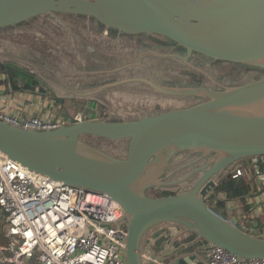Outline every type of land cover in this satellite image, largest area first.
<instances>
[{
    "label": "water",
    "instance_id": "obj_1",
    "mask_svg": "<svg viewBox=\"0 0 264 264\" xmlns=\"http://www.w3.org/2000/svg\"><path fill=\"white\" fill-rule=\"evenodd\" d=\"M56 13L90 16L129 34L169 38L185 49L186 55L174 56L186 64H190L188 56L197 52L264 72V0H0V29ZM7 68L33 77L48 94H54L28 68L0 61V85L4 86L0 98L22 90L13 88L17 75H10ZM137 79L169 96L201 101L129 120L109 116L80 120L70 117L62 106L69 122L48 129L23 127L0 117V151L33 172L114 199L123 210V220L116 224L126 228L128 264H145L143 239L163 224L178 225L241 259L264 258V235L243 231L234 217L207 203L211 197L221 199L217 187L232 165L264 155V73L238 85L220 84V88L165 86ZM95 139L126 141L125 156L96 147ZM182 153L208 160L182 178L164 180L163 169ZM196 174L200 176L193 185L176 190L179 182ZM175 175L172 170L166 177ZM151 188L169 194L150 196ZM263 192L264 185L238 198H255ZM161 255L171 258L172 264H203L194 261L186 245Z\"/></svg>",
    "mask_w": 264,
    "mask_h": 264
},
{
    "label": "rangeland",
    "instance_id": "obj_2",
    "mask_svg": "<svg viewBox=\"0 0 264 264\" xmlns=\"http://www.w3.org/2000/svg\"><path fill=\"white\" fill-rule=\"evenodd\" d=\"M59 21H69L67 31L62 29L63 26ZM93 23L95 24L96 20L80 14L39 15L20 25L4 28L7 32L4 34L8 37L0 40V46L12 48L14 57L37 65L41 73L58 89V93H66L65 89L70 88L85 94L84 96L87 97L77 99L78 104L72 109V116L80 120L102 116H109L113 120H129L143 116V114L162 109L185 107L201 101V98L194 97H167L169 95L166 93L156 91L141 81L130 79L141 77L142 74L146 75L147 70L140 67L148 62L153 72L151 79L165 86L186 87L199 82H203L204 86L217 87L220 84L233 86L254 79L249 77L243 69L234 68L231 64L224 63L220 66L211 63L200 64L190 59V64L178 65L175 59H164L165 53L162 56L148 54L141 38L127 36L116 38L103 28L100 30L101 34L95 33ZM96 28L100 29L97 26ZM93 106L97 116L96 113H93L94 116L90 114V111H94ZM48 119L53 118L48 117ZM56 120L60 125L69 122V120L62 122L60 118ZM95 142L96 147L117 157H124L126 154L127 142L124 140L95 139ZM181 157H184V160L180 159ZM198 157L195 153L190 155L182 153L174 156L170 165L163 169L161 177L164 180L184 177L192 172V169L202 167L208 160L198 159ZM239 162L243 166L248 164L246 158ZM172 170L176 172V175L166 177ZM251 174V181H253L254 174ZM199 176L200 174H196L195 177L191 176L189 181L179 182L175 187L176 190L189 188ZM160 191L158 188H151L147 190V194L162 196ZM256 191H258V182ZM221 194L224 195L220 192ZM224 197L227 196L224 195ZM236 199L240 198L236 197ZM241 199L238 203L247 207L244 211H247L249 216L248 204L250 203L246 202L256 201L254 204L256 205L258 198L256 200L255 198ZM224 214L227 217L235 216L237 220L239 219L235 213ZM0 217L4 218L1 213ZM4 221L5 219L3 223Z\"/></svg>",
    "mask_w": 264,
    "mask_h": 264
},
{
    "label": "built area",
    "instance_id": "obj_3",
    "mask_svg": "<svg viewBox=\"0 0 264 264\" xmlns=\"http://www.w3.org/2000/svg\"><path fill=\"white\" fill-rule=\"evenodd\" d=\"M0 117L36 129L60 125L38 117ZM246 159L247 165L238 161L229 174L238 178L253 173L259 189L264 185V155ZM0 213L8 238L6 246H0L1 264H128L126 228L116 224L123 220V210L114 199L33 172L1 151ZM239 225L245 232L264 234V223ZM206 256L207 264H264V258L241 259L212 243Z\"/></svg>",
    "mask_w": 264,
    "mask_h": 264
},
{
    "label": "crops",
    "instance_id": "obj_4",
    "mask_svg": "<svg viewBox=\"0 0 264 264\" xmlns=\"http://www.w3.org/2000/svg\"><path fill=\"white\" fill-rule=\"evenodd\" d=\"M59 22L63 26L62 29L63 30L65 29L67 31V26H68L67 23H69V21H59ZM4 33L7 32L4 31V29H0V37H1L0 40L8 37ZM13 54L14 53L10 46L8 48L7 47L5 48L4 46H0L1 62H9V61L15 62L17 64L23 65L24 67H27L33 73L34 71L38 70L37 65H35L34 63H30L21 58L14 57ZM0 77L3 76L1 75ZM18 79L19 78L17 76V81ZM19 84L20 83H18L17 85ZM9 86H11V84ZM0 89H4V86L0 85ZM89 104L91 103L89 102ZM74 107H76V105L65 106L67 112L71 115H72V109ZM92 110L94 111H90V114L94 116L93 113H96L97 116V112H95L96 109L94 106L92 107ZM0 114L5 115L8 118L17 117L20 120L31 117H38L44 121L57 122V123L59 122L58 120H56L57 118H60L62 122L67 121L69 119V115L63 110L62 106H56L53 103H50V101L47 98H44L41 95H39L37 92H30L25 89L13 92L12 94H10V96L8 95L0 98ZM48 117L49 118L51 117L53 119L49 120ZM250 177L252 176L250 175ZM252 184L253 185L257 184V180L256 181L253 180ZM254 191L251 193H254ZM220 196H222V194ZM262 196L260 198L257 197L258 199L255 198V200L257 199L256 205H254L256 201L246 202V203H250V205L248 204L249 206L248 210L250 211L249 216L247 211H244L243 209L245 208V206L244 205H243L244 207L241 206V204L238 203V200L236 198H233L232 202H230L232 204L230 205L229 203L228 205L229 208H231L230 212L238 215L239 219L237 220L235 216H228V217H234L238 224L245 223L246 225H250L252 227H258L262 225V223H264V203H262L263 201ZM246 200H251V199L247 198ZM233 201H235V203ZM207 244L208 243L205 240L199 239L194 233L190 231H186L184 228L178 225L163 224L152 228L146 234L142 242L141 253L147 255V257L142 255L145 264H172L173 260H171V258L162 257L161 253L168 252L171 247H179L181 245H186L187 251L190 254L195 255L194 261H200L203 264H207L206 263Z\"/></svg>",
    "mask_w": 264,
    "mask_h": 264
},
{
    "label": "flooded vegetation",
    "instance_id": "obj_5",
    "mask_svg": "<svg viewBox=\"0 0 264 264\" xmlns=\"http://www.w3.org/2000/svg\"><path fill=\"white\" fill-rule=\"evenodd\" d=\"M66 15V14H64ZM68 15H71V14H68ZM90 17V16H89ZM93 18V17H91ZM94 19V18H93ZM96 20V19H94ZM75 22H81V21H75ZM92 22V21H90ZM94 24V23H93ZM99 27L100 29H97L96 28ZM94 31L95 33H100V30H102L101 28L107 30L109 32V34L113 35V36H116V38H119V37H124V36H127V37H135V38H141V40L144 42V47L145 49L148 51V54H152V55H155V56H162L164 53V59L166 60H170V59H175L179 64H182V66H185L187 65L186 63L180 61L176 56L174 55H177V54H183V55H186V51L183 47H181L180 45H178L176 42H174L173 40L169 39V38H166V37H158V36H153V35H150V34H146V33H141V34H129V33H125V32H120L119 30L115 29V28H111V27H107L105 25H103L102 23H100L99 21L96 20V23L94 24ZM101 34V33H100ZM190 59H193L194 61H196V63H211L212 65H222V64H231L232 66H234V68H241L244 70V72L246 71V74L251 77V78H254L256 76H259L261 75L262 73V70L261 69H256V68H250V67H247L245 65H241V64H237V63H231V62H225V61H222V60H215V59H212V58H208L206 56H203L202 54L200 53H197V52H192L189 56H188V61ZM3 63H7V62H3ZM149 63V62H148ZM144 64V65H141L140 68L142 69H146L147 71H145L146 75H140L141 77H138V78H142V79H148V80H153L151 79L153 76V72H151V67L149 66V64ZM128 67V66H127ZM27 68V67H26ZM233 67H231L232 69ZM8 70V73L10 75H17L18 76V82H15L16 85L13 86V88H17L18 89H25V90H28L30 92H37L39 95H41L42 97L44 98H47L50 103H53L54 105L56 106H74L76 105L77 106V99H80V98H84V97H87V96H84L85 94H82V93H79V92H76L75 90H72V89H65L66 93H58V89L56 87H54V85H52L49 80L44 76L43 73H41V71L38 69L37 71H34L33 75L36 77H40L45 83L49 84V86L52 88V91L54 92L53 95H50L48 94L40 85L37 84V82L34 80L33 77L31 76H27L23 73H19V72H16L10 68H7ZM34 70V69H33ZM248 72V73H247ZM238 76V75H237ZM132 80H137V81H140L139 79H137L136 77H132L130 78ZM143 82L144 84H146L148 87L151 88V86H149L147 84V81H141ZM157 82L158 84H160L158 81H155ZM20 83L18 86L17 84ZM188 84V83H186ZM163 85V84H161ZM175 85V84H173ZM199 85H205L203 82H199L198 84H196V86H199ZM211 85V84H209ZM57 87H60V86H57ZM219 87V86H217ZM220 88V87H219ZM60 89H64V88H61ZM79 95V96H77ZM167 97H178V96H167ZM57 98H60L61 101H57ZM91 103V102H90ZM94 103H97L96 101H94ZM70 117H72L71 114H69ZM69 120V119H68ZM219 196H220V193H219ZM220 200H216L214 199L213 197H211L207 203L209 205H213L215 206L216 208L218 209H221L222 211H224V213H228L230 212V209L229 208V203L232 202V199L233 198H229V197H224L223 196H220ZM236 198V197H234ZM242 200V199H239L238 202ZM234 202V201H233ZM244 202V200H243ZM242 202V203H243ZM237 222V221H236Z\"/></svg>",
    "mask_w": 264,
    "mask_h": 264
},
{
    "label": "trees",
    "instance_id": "obj_6",
    "mask_svg": "<svg viewBox=\"0 0 264 264\" xmlns=\"http://www.w3.org/2000/svg\"><path fill=\"white\" fill-rule=\"evenodd\" d=\"M251 177H245L241 176L238 178H232L231 175L227 174L223 179L219 182L218 184V189L220 192L224 193L225 196L229 198H234V197H240L247 195L254 190H256V184H252ZM255 192V191H254ZM162 195H166L169 192L166 191H160ZM247 209L245 206L244 210ZM4 218L0 217V246H6L8 242L7 234L5 232V221L3 223ZM1 264V263H0ZM8 264V263H6Z\"/></svg>",
    "mask_w": 264,
    "mask_h": 264
},
{
    "label": "bare ground",
    "instance_id": "obj_7",
    "mask_svg": "<svg viewBox=\"0 0 264 264\" xmlns=\"http://www.w3.org/2000/svg\"><path fill=\"white\" fill-rule=\"evenodd\" d=\"M148 80V79H147ZM151 81V80H150ZM233 166V165H232ZM232 168V167H231ZM231 168H230V170H231Z\"/></svg>",
    "mask_w": 264,
    "mask_h": 264
}]
</instances>
